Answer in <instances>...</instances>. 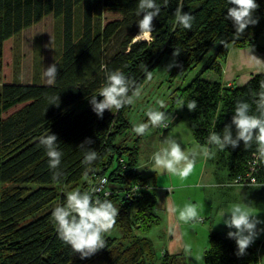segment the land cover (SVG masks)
I'll return each mask as SVG.
<instances>
[{
    "label": "trees",
    "instance_id": "1",
    "mask_svg": "<svg viewBox=\"0 0 264 264\" xmlns=\"http://www.w3.org/2000/svg\"><path fill=\"white\" fill-rule=\"evenodd\" d=\"M256 2L258 23L237 34L232 22L225 19L227 0H160L161 11L152 22L149 40L134 41L139 32L136 0H0V60L5 41L47 16L61 26L54 83L0 85V185L8 186L0 190V264H183L180 254L166 250L158 256L153 241L145 236L160 218L154 211L155 186L137 166L141 137H130L133 104L112 113L105 110L98 118L89 98L97 94L108 70H120L134 80L135 91L165 56L173 61L171 77L184 78L203 63L189 83L174 90L179 95L172 99L168 114L181 104L194 141L209 147L207 137L230 123L236 101L252 103L257 93L264 92L261 72L251 74L242 85L226 86L220 79L230 46L264 52L258 43L264 32V0ZM178 7L193 16L190 30L175 24ZM110 11L120 17L103 24V13ZM214 44L217 46L208 55ZM174 49L180 50L178 56H173ZM206 71L214 72L219 80L202 79ZM56 96L58 104L49 105ZM191 100L197 101L193 111L186 107ZM80 104L86 108L77 112ZM17 106L21 107L4 116ZM48 132L57 136L63 152L56 170L59 182L40 145ZM85 140L92 141L85 148L99 154L87 176L82 163L85 149L79 146ZM211 151L215 154L207 161L211 159L215 170L226 172L225 178L215 177L220 187L250 190L264 186L262 162L252 173L254 185H229L250 173L254 148L245 149L241 143L224 152ZM101 177L107 179L110 194L100 199L111 200L119 210L113 228L121 236H105L104 248L81 259L59 238L52 212L64 202L67 192L89 191ZM227 232L209 231L203 264H259V257L264 259V239L238 256L235 241Z\"/></svg>",
    "mask_w": 264,
    "mask_h": 264
},
{
    "label": "clouds",
    "instance_id": "2",
    "mask_svg": "<svg viewBox=\"0 0 264 264\" xmlns=\"http://www.w3.org/2000/svg\"><path fill=\"white\" fill-rule=\"evenodd\" d=\"M164 2L166 3L167 0ZM227 4L225 19L232 22L237 34L243 33L248 26L258 23V19L254 16L259 7L256 0H227ZM160 11V0H136L135 15L139 17L136 23L139 29L138 37L149 38L151 36L152 22ZM193 19V16L183 11L182 8L178 7L175 10V24L183 29L190 30ZM250 53L251 50L249 52L253 61L251 66L264 69V61ZM179 54L180 50L174 49L173 56ZM57 70L55 63L45 69L44 75L50 84L55 82ZM133 89H135L134 80L120 70H108L97 94L89 98L91 110L98 118L103 117L105 110L111 113L119 111L133 104L134 99L140 96V91L138 89L133 91ZM98 96L101 99L97 100ZM56 104H58V96L49 103V105ZM163 107L161 102L160 109H149L146 112V122L138 123L133 127L134 134L144 137L149 135L153 129L168 128L171 118L166 111L162 110ZM186 107L189 111L195 110L197 101H189ZM232 113L229 124H226L221 131L213 130L209 134L206 141L209 147L196 152H186L174 136H169L158 150L152 153L149 160L151 169L186 179L194 170L197 155L207 159L215 154L211 151L212 148L217 152H224L228 148L239 147L241 143L245 149L254 148L256 159L264 163V92L257 93L252 103L247 100L236 101ZM91 143V140H85L79 145L85 149L82 163L86 176L99 158L97 151L85 148ZM40 145L48 157V165L53 170V177L59 182L60 173L56 170L61 164L63 152L59 148L57 136L48 132L41 138ZM105 182L102 181V183ZM172 210L176 211L175 208ZM118 211L109 199H93L91 191L71 190L67 192L64 202L57 204L54 208L52 220L59 238L71 248L72 252L79 253L80 258L84 259L105 247V234L113 228ZM199 217L200 212L194 203H186L179 210V220L184 223L195 221ZM219 218V223H223L230 229L227 237L235 241L238 256H243L246 249L264 233V227H258L264 225V220L258 219L247 203L232 204L229 209L220 211Z\"/></svg>",
    "mask_w": 264,
    "mask_h": 264
},
{
    "label": "rangeland",
    "instance_id": "3",
    "mask_svg": "<svg viewBox=\"0 0 264 264\" xmlns=\"http://www.w3.org/2000/svg\"><path fill=\"white\" fill-rule=\"evenodd\" d=\"M120 15L116 12H104L103 13V24L118 19ZM60 32L61 26L60 22L54 19L52 16H47L41 22L36 25L22 31L18 36L11 38L4 42L3 52L0 60V85L3 83H42L48 84V78L44 75L45 69L54 63L59 57L60 50ZM224 38H221L218 42L222 41ZM149 40V38H142L136 36L134 41ZM77 43V42H76ZM258 43L261 46H264V33L260 35ZM79 45L76 44V48ZM217 44H214L209 50L208 55H212ZM231 48V46H230ZM234 50V49H233ZM236 50V49H235ZM234 52V51H233ZM231 52L232 60L233 55ZM203 64V63H201ZM201 64L188 73L184 78L171 77L173 61L168 57H163L161 62L154 68V70L149 74L146 80L142 83L140 88V96L134 99L133 110L130 117L133 122V127L141 122H146V112L149 109H160L161 102L163 103V109L168 114L172 99H175L179 92L176 90L178 86H184L189 83L198 72ZM172 65L171 67H169ZM231 72H234L233 70ZM231 72L229 74H231ZM249 76L246 77V79ZM202 79L208 81H217L219 78L212 71H206L201 76ZM222 80V77L220 78ZM243 80L240 82V78L236 80V85H242ZM226 85L227 84H224ZM229 86V85H228ZM174 93L172 94V92ZM21 106L10 109L4 114V116L12 113L14 110L18 109ZM77 107V112L82 111L86 108V105L80 104ZM180 115L179 123L180 127L184 125L185 122H188L186 110L181 104L173 106ZM143 116V117H141ZM139 117H141L139 119ZM133 129V128H132ZM169 129L163 131L160 128L153 129L151 133L153 134V142L157 141L162 136V133L165 134ZM130 137L134 138L137 135L131 130ZM152 141L151 139H149ZM145 141H148L145 138ZM207 163L204 176L200 181V187L214 188L208 191L207 196L210 198H216L218 194L222 197L224 192L232 190V188L220 187L215 181V177H226V172L224 170H215V165L211 162ZM210 167L214 172L213 179L209 173ZM217 172V175H215ZM211 186H208V180H211ZM33 186V185H32ZM6 185H0V190L6 188ZM34 187V186H33ZM236 188V187H235ZM236 190V189H234ZM251 192L244 193L240 196H233L234 200H239L240 203H247L253 210L254 214L257 215V218L264 220V186L251 188ZM232 195L226 196V198L231 199ZM188 198V195H185ZM201 218L189 222V229L183 231L182 241L173 238V248H165L167 241L169 239L168 233L164 231V226L161 222L158 225L151 227V229L146 233V237L151 239L154 244L156 254L161 256L163 251H168L170 254H180L183 257V264H203V253L209 247L208 234L202 238V234L198 233V227L207 226L210 227L211 224L208 219ZM220 220V219H219ZM219 223L218 219H216ZM213 225V224H212ZM259 227V226H258ZM264 227V225H260ZM212 230L211 228H209ZM209 233V232H208ZM106 237H115L119 238L121 233L116 228H112L108 233L105 234ZM262 239H256L254 244H258ZM259 264H264V259L262 256L259 257ZM182 262H180L181 264Z\"/></svg>",
    "mask_w": 264,
    "mask_h": 264
},
{
    "label": "crops",
    "instance_id": "4",
    "mask_svg": "<svg viewBox=\"0 0 264 264\" xmlns=\"http://www.w3.org/2000/svg\"><path fill=\"white\" fill-rule=\"evenodd\" d=\"M250 50V54L264 61V52H260L252 47L229 48L225 61L222 63V83L227 85L235 84L236 80H238L239 78L241 82L243 80H247L249 77L247 79L246 77L250 76L253 73H264V69H258L251 66L253 61L252 57L249 55ZM231 52H233L232 60H230ZM232 70L234 72H231ZM230 72L231 74H229ZM133 110L135 111L134 106ZM141 117H139V119ZM169 117L173 121L168 132H166L165 134L162 133L163 137H160L157 141L154 142L152 133L147 136L141 137L139 141L140 150L137 156V166L141 170L143 177L147 179L149 184L152 183L155 186L156 202L154 205V211L159 216L160 222L164 226V231H166V233H168L169 235V239L166 242L167 245L165 246V248H173V238L178 239L181 242L183 231L186 230L188 233L187 229H189L190 224L184 223L183 221L179 220V210L182 209L186 203L191 202L196 204L200 212V216H202L205 220H209L211 224L210 227H207L206 225L198 227V233H201L202 238H204L205 235L210 231L209 228L219 232L229 231L230 229H228L223 223H217L216 221V219H218V221L220 222V211L229 209L234 203H240V199L235 201L233 196H240L245 192H251L250 190H246L244 188H233L228 192H224L222 197L218 194L217 191L215 195L218 196L216 198H210L209 196H207L206 193L214 188L209 187L205 189V187H200V181L203 179L202 176H204L203 173H205L208 163V159H205L200 155L196 156V165L194 167V170L192 174L186 179H181L178 176H173L167 173L162 174L159 171H153L151 169V164L149 163L150 157L154 151L158 150L162 142L169 136H174L178 140V142L181 143L182 148L186 152H196L199 149L204 148L194 141L188 126V122H185L184 125L180 127V115L178 111H176V109H174L170 113ZM145 138L148 141H145ZM149 139H151L152 141H150ZM210 168L211 169L209 173L211 174L213 179L214 172L212 170V167ZM212 179L207 181V183L209 184L208 186H211L210 183L212 182ZM185 195H188V198H186ZM229 195H232L231 199L226 198V196ZM173 208L176 209L175 212L172 210ZM232 230L234 231V229ZM259 237L263 240L264 233H262ZM259 237L257 239H259Z\"/></svg>",
    "mask_w": 264,
    "mask_h": 264
},
{
    "label": "built area",
    "instance_id": "5",
    "mask_svg": "<svg viewBox=\"0 0 264 264\" xmlns=\"http://www.w3.org/2000/svg\"><path fill=\"white\" fill-rule=\"evenodd\" d=\"M169 126H170V124H169ZM161 130H164V129H161ZM122 164H124V163H122ZM259 164H260V161H258L256 159V157L254 156L253 160L250 161V163H249V165H250V173L247 172L245 175L236 177L232 182H229V185L230 186H250V185H254L256 182H255V178H254L252 173L255 172V168L258 167ZM124 167L125 166L123 165V168ZM102 181H106V182L102 183ZM135 189L136 188L133 187V189H132L133 193H134ZM89 191H91L92 195H94L93 199H100V198H102L104 196L109 195L110 194V190H109L108 185H107V179L105 177L97 178L95 180V182L93 183V185H92V187H91V189ZM250 246H252V244Z\"/></svg>",
    "mask_w": 264,
    "mask_h": 264
}]
</instances>
